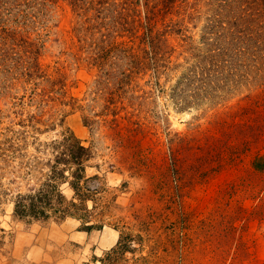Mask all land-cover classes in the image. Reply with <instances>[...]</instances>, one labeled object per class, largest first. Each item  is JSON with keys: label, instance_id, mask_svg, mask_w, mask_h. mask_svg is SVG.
<instances>
[{"label": "rangeland", "instance_id": "1", "mask_svg": "<svg viewBox=\"0 0 264 264\" xmlns=\"http://www.w3.org/2000/svg\"><path fill=\"white\" fill-rule=\"evenodd\" d=\"M69 135L101 217H17ZM0 264H264V0H0Z\"/></svg>", "mask_w": 264, "mask_h": 264}, {"label": "trees", "instance_id": "2", "mask_svg": "<svg viewBox=\"0 0 264 264\" xmlns=\"http://www.w3.org/2000/svg\"><path fill=\"white\" fill-rule=\"evenodd\" d=\"M152 12L151 14L154 15L155 13ZM151 21L152 17H149V23L146 26L149 39L153 36L152 32L148 35ZM47 146L53 153L51 158L42 164L47 171L43 170L42 178L36 188L17 196L15 215L32 220L51 218L63 220L75 217L85 224L90 223L91 219L101 217L103 212L98 213L96 206L93 210H89L87 206L89 200L92 199L87 179V168L93 159L91 148L85 147L73 135L65 136L62 140H56ZM64 184H68V188L73 192L70 199L60 189ZM87 227L88 229L102 228V224Z\"/></svg>", "mask_w": 264, "mask_h": 264}]
</instances>
